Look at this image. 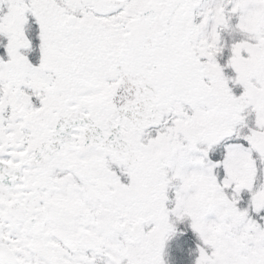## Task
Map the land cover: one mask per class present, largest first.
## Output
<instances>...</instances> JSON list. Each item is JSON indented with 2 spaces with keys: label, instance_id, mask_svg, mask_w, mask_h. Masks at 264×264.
<instances>
[{
  "label": "snow or ice",
  "instance_id": "snow-or-ice-1",
  "mask_svg": "<svg viewBox=\"0 0 264 264\" xmlns=\"http://www.w3.org/2000/svg\"><path fill=\"white\" fill-rule=\"evenodd\" d=\"M0 264H264V0H0Z\"/></svg>",
  "mask_w": 264,
  "mask_h": 264
}]
</instances>
